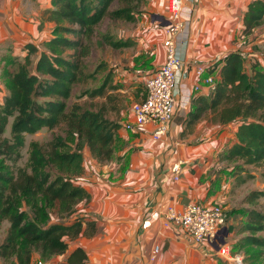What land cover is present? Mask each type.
<instances>
[{"label": "crops", "instance_id": "1", "mask_svg": "<svg viewBox=\"0 0 264 264\" xmlns=\"http://www.w3.org/2000/svg\"><path fill=\"white\" fill-rule=\"evenodd\" d=\"M252 1L182 0L186 28L176 38L182 64L174 89L173 115L166 133L153 139L150 124L135 132L123 126L133 121L132 104L145 96L143 82L165 60L164 29L169 24L165 0H147L138 46L140 54L142 48L143 55L152 58L144 61V68L135 66L131 73L121 72L119 80L125 89L119 91L127 92L132 82L137 90L127 94L121 108L107 114L121 124L112 156L98 161L85 148L83 172L75 180L90 194L88 200L80 201L75 213L94 226L84 222L78 237L69 241L65 253L52 258V264H76L68 263L67 256L78 247L85 254L79 264H240L218 253L222 244L233 253L231 244L238 238L229 230L240 217L230 215L237 191L231 176L234 163L219 160V154L234 142L239 122L223 123L220 108L207 110L194 121L188 112L209 99L211 84L204 78L219 79L222 59L229 52L238 51L249 58L248 66L251 60L264 65L257 52L264 42L262 31L243 32V15ZM49 7L51 0H0V46L7 43L2 55L8 51L23 54L25 44L37 45L50 36L53 23L45 14ZM1 65L0 60V103L6 94ZM199 67L204 68L200 75L196 73ZM177 160L182 164L178 180H174L171 168ZM189 204H220L227 216V232L220 230L216 240L196 242L179 225L170 222L164 226L163 212L168 207L182 210ZM156 243L160 252L150 262L148 256ZM37 257L35 254L34 259Z\"/></svg>", "mask_w": 264, "mask_h": 264}, {"label": "trees", "instance_id": "2", "mask_svg": "<svg viewBox=\"0 0 264 264\" xmlns=\"http://www.w3.org/2000/svg\"><path fill=\"white\" fill-rule=\"evenodd\" d=\"M146 2L51 0L45 12L53 23L50 36L37 45L25 44L23 54L8 51L1 56L6 94L0 103V228L7 221L8 229L0 243V258L10 260V264L51 263L53 257L65 253L69 241L78 237L84 222L94 226L75 213L80 201L90 196L75 180L83 172L85 148L98 161L111 158L121 124L107 117L106 106L97 110L78 105L68 108L66 101L83 74L84 39L90 38L107 16L113 21L135 22L146 13ZM114 3L117 8L112 7ZM243 22L245 35L264 23V0L250 2ZM104 34L100 45L106 42L119 49L131 44ZM247 59L238 51L229 52L222 59L219 79H213L209 99L188 112L194 121L207 110L220 108L223 123L239 122L234 142L219 154L221 161L242 162L232 168L233 188L248 181L246 166L264 162V65L250 61L248 66ZM104 67L99 63L96 70ZM112 79L109 70L101 83L88 91L89 96L105 95L107 86L119 88L112 85ZM108 98L110 104L116 99ZM61 123L66 124L65 136L57 134L44 145L31 142L27 165H18L28 135ZM260 198L264 200V190L251 191L242 199L251 206L230 212L231 216L245 217L229 228L238 236L231 244L232 252L247 250L243 264H264L259 259L264 257V237L258 235L264 232V213L256 208ZM252 249L256 250L249 252ZM84 259L80 247L67 256L68 263L79 264Z\"/></svg>", "mask_w": 264, "mask_h": 264}, {"label": "rangeland", "instance_id": "3", "mask_svg": "<svg viewBox=\"0 0 264 264\" xmlns=\"http://www.w3.org/2000/svg\"><path fill=\"white\" fill-rule=\"evenodd\" d=\"M118 4L114 3L113 8H117ZM140 17L133 23L125 22L123 20H115L113 21L109 16H107L97 27L94 32V34L88 38L84 39V43H86V51L83 55V74L81 75L79 81L75 83V85L72 88V96L69 98L66 103L68 105V108H71L73 105H78L83 108L97 110L100 109L102 106H106L107 111L106 114H112L114 110H118L122 107L124 104V101L127 98L128 93H135L137 90L134 85L136 83L132 82L131 86H129L127 92L125 91L123 94L119 91L120 89H125V85L121 83L119 80L120 74L122 71H127V73H131L130 71H133V67H145L144 61L151 60V55H143V50L141 48L142 54H140L139 49V40L141 37V34L143 32V27L140 25ZM262 31V34L264 35V23L258 28ZM109 33L113 35L115 38H120V40H129L131 44L128 47H123L119 49H114L110 47L109 45H100V42H104V33ZM104 34V35H103ZM261 34V35H262ZM7 43H4V45L0 46V56L5 52ZM258 49V55L261 56L262 60L264 59V42L259 45ZM255 61V59H253ZM252 61V60H251ZM253 62V61H252ZM102 63L105 65L103 69L96 70L97 64ZM133 64V66H132ZM2 66V65H1ZM112 71L113 74V84L112 82L110 84L112 85H118L119 88L113 89L109 86L105 88V95L101 96H89V92L94 87L98 86L103 78L105 77L107 71ZM93 76H90V75ZM116 77V78H115ZM114 80H117V82H114ZM139 88L141 87V83H138ZM109 96H113L116 98L114 100L113 104L108 103L109 102ZM122 97V98H120ZM113 105L115 108L113 109ZM65 129L66 124L61 123L59 126L47 130L43 129L39 132H37L34 135H28L26 137V146L23 149L22 152V158L20 159V162L18 165L25 166L27 165V153L29 144L33 141H36L40 143L41 145L48 144L53 136L59 134L61 136H65ZM73 143V142H72ZM225 152V151H223ZM222 152V153H223ZM233 167L238 163L239 165H242V162L240 160L234 161ZM248 169V173H245V175H249V179L244 185L237 188V191H235L233 194L235 196V202L231 207L232 209H239L242 211L245 207H250L251 205L242 203V199L246 194H249L251 191H263L264 190V162L260 163L259 165H248L246 166ZM55 173V171H53ZM258 207H256L259 211H262L264 213V200L260 198L257 201ZM245 220V217H236V223L243 222ZM8 229V222L3 221L1 228H0V243L4 239L6 232ZM259 236L264 237V232L259 233ZM256 249L249 250L255 251ZM245 250H242L240 253L242 257V262L245 256L244 252ZM260 261L264 260V257L262 256L259 258ZM261 263V262H260ZM0 264H10V260H4L3 258H0ZM256 264H259L257 262Z\"/></svg>", "mask_w": 264, "mask_h": 264}, {"label": "built area", "instance_id": "4", "mask_svg": "<svg viewBox=\"0 0 264 264\" xmlns=\"http://www.w3.org/2000/svg\"><path fill=\"white\" fill-rule=\"evenodd\" d=\"M165 11L169 17V24L164 29L163 46L165 48V60L143 82L145 96L132 104L133 121L123 126L125 129L135 132L146 124L153 126L152 138L157 139L167 131V124L171 120L174 110V89L177 73L182 64V59L177 50L176 38L184 30L185 22L182 19V0H165ZM204 72L203 67L197 69V74ZM206 84H212L213 78H204ZM182 161L177 160L171 168L173 179L178 180ZM164 226L170 222L182 227L196 242L216 240L222 227L227 224V216L220 204L200 205L189 204L182 210L168 207L163 212ZM160 245L153 244L148 256L150 262L157 259ZM218 253L225 258H232L240 264V253H231L228 245L222 244ZM37 264H51L38 261Z\"/></svg>", "mask_w": 264, "mask_h": 264}, {"label": "water", "instance_id": "5", "mask_svg": "<svg viewBox=\"0 0 264 264\" xmlns=\"http://www.w3.org/2000/svg\"><path fill=\"white\" fill-rule=\"evenodd\" d=\"M221 232L226 233L227 232V228L226 227H222Z\"/></svg>", "mask_w": 264, "mask_h": 264}]
</instances>
